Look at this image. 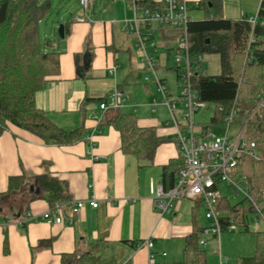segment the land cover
<instances>
[{
	"label": "crops",
	"instance_id": "0c3cea01",
	"mask_svg": "<svg viewBox=\"0 0 264 264\" xmlns=\"http://www.w3.org/2000/svg\"><path fill=\"white\" fill-rule=\"evenodd\" d=\"M188 1L190 5L199 2L191 11H205L201 19L220 6L222 16L236 20L252 15L261 3L259 0L248 4L244 0ZM211 1L216 2V7ZM130 5L133 9L132 0ZM171 30L162 27L155 32L156 41L160 39L166 44L168 58L175 53L177 42ZM130 31L123 29V21L90 18L79 22L76 18L69 24L65 41L59 46L53 41L60 52V68L55 75L47 77L37 94V104L59 127L81 128L84 131L81 140L50 144L13 124L0 135V264H62V254L76 248L87 250L97 242L103 264H152V254L156 264H179L187 236L207 224L200 221L201 205L196 207L195 200L191 206L186 199L180 200L171 214H162L154 205L152 185L161 184L168 189L178 179L175 172L164 180L165 171L168 174L176 171L180 162L178 134L170 123L171 117L162 122L144 113V106L140 110V105L126 112L135 113L140 126L154 127L163 139L150 160L122 149L120 132L108 122V117L118 109L109 107L104 112L100 109L103 100L100 98L105 99L116 84L124 92L126 85L142 84L146 95L139 86L137 99L148 97L152 86L157 88L154 81L145 79L148 71L136 41L138 56L125 47L122 36H129ZM157 55L158 70L162 67L168 73L173 70L178 80L176 66L161 64L159 46ZM112 65L117 66L115 75L109 73ZM161 77L169 86L170 99L179 100V95L174 96L171 91L168 77ZM178 87L180 93L179 80ZM86 98L91 100L86 103ZM127 100L126 95L125 103ZM158 106H154L155 111ZM88 136L93 137L92 141ZM43 175L65 184L68 199L58 203L63 204L64 222L49 224L32 219L22 225L19 220L29 214L40 215L51 206L44 197L47 190L40 183ZM93 199L98 202L97 207L89 204ZM78 200L85 201V205L74 213L73 203ZM70 218L74 219L73 223ZM148 239L153 241L151 248L144 245ZM46 240L51 244L39 246ZM218 247L215 239L201 247L210 249L207 264H240V259L248 256L240 241L234 247L240 254L225 261L221 246L220 252Z\"/></svg>",
	"mask_w": 264,
	"mask_h": 264
},
{
	"label": "trees",
	"instance_id": "16d2710c",
	"mask_svg": "<svg viewBox=\"0 0 264 264\" xmlns=\"http://www.w3.org/2000/svg\"><path fill=\"white\" fill-rule=\"evenodd\" d=\"M137 2L152 9L165 7V0ZM211 2L216 7V2ZM52 7L53 0H0V135L13 124L41 137L46 143L72 144L83 138L84 131L59 127L37 104V94L47 77L55 75L60 68V52L53 46L52 39L43 38L40 26ZM219 7L210 11L206 18L192 19L188 24L192 53L212 51L220 52L222 56V73L204 75L199 66L193 75L194 87L204 102L217 106L211 122H225L224 112H228L235 102L239 108L235 121L243 124L248 120L244 140L255 153L240 154L236 173L264 211V108L253 112L260 96H264V0H261L259 23L255 27L248 21L249 15L237 20L225 18ZM70 23H64L65 34ZM166 28H171L175 37H179L178 28L163 26V30ZM252 32L254 41L250 43ZM90 100L86 98L84 102ZM220 107L225 110L221 111ZM108 122L120 132L124 151L137 157L154 158L163 141L154 127L140 126L135 113L119 109L108 117ZM252 143L255 144L253 147ZM179 166L180 162L176 171L169 174L166 170L164 180L168 175L173 177ZM40 183L47 190L44 197L51 206L68 199L62 181L43 175ZM244 202H248L245 197L231 205L230 200L224 198L220 203L224 214L221 221L225 225V219L232 218L238 226L244 227L245 232H250V215L255 214L256 209ZM195 203L196 207L200 205L197 200ZM255 234V253L242 257L240 264H264V229ZM199 238V229L187 236L183 260L179 264H207L208 254L200 247ZM48 244H51L50 240L41 241L39 246ZM98 246L97 242L87 250L76 248L64 253L62 264H103Z\"/></svg>",
	"mask_w": 264,
	"mask_h": 264
},
{
	"label": "built area",
	"instance_id": "2783aa9c",
	"mask_svg": "<svg viewBox=\"0 0 264 264\" xmlns=\"http://www.w3.org/2000/svg\"><path fill=\"white\" fill-rule=\"evenodd\" d=\"M81 6L87 10L93 0H80ZM134 15L131 19L123 21L125 31H133L136 35V46L141 52V60L148 73L145 76L147 81H154L158 91L161 93V101L155 100L153 105L163 104L170 113V123L174 125L178 134L180 149V166L178 170V179L175 185L165 189L163 185H152L153 202L162 214H171L180 200L189 198L199 201L201 206L207 209L206 219L208 223L199 229V245L206 247L210 239H215L218 243V252H220L221 235L224 231L233 232L239 226L234 219H225L224 225L221 221L224 214L220 208V203L224 198H228L222 191L221 185L227 187L233 193L244 194L249 204L256 209L255 225L259 226L260 221L264 223V211L255 200L249 195L243 186L240 177L236 173L239 166V156L245 152L255 153L244 140L245 128L248 120L243 124H238L235 119L238 116L239 108L235 104L225 113V124L227 131L224 135H217L205 127L199 134L194 131V115L196 111L204 106V101L194 87V71L201 66L203 60L202 53H192L191 40L188 30V24L192 20L190 14L191 8L199 6V2L190 5L188 0H165L163 9H152L144 6L142 15H139L138 2L132 0ZM90 20L87 13L84 16H78L77 21L84 22ZM248 21L255 27L259 23L258 12L249 15ZM141 22L143 27H141ZM263 24V22H261ZM163 26H172L180 30L175 46V59L177 62L176 71L180 83L179 100L170 99V90L167 82L158 73V45L155 32ZM254 41L253 32L251 33L250 43ZM116 65L109 67V73L115 75ZM126 101L124 90L115 87L110 90L106 98L100 103L101 111H106L109 107L120 109ZM264 108V96H260L258 103L253 110ZM136 110V108H135ZM221 111L225 109L220 107ZM94 118L99 121L98 115ZM250 118V117H249ZM248 118V119H249ZM183 120V123L180 122ZM237 123V139H233L229 134L230 126ZM92 141L93 137L88 136ZM255 144L252 143L253 147ZM93 207L98 206V202L93 199L88 201ZM74 213L84 207L85 201L78 200L73 203ZM63 204H55L43 211L40 215L29 214L24 219L19 220L20 224H25L32 219H42L49 224L64 222ZM74 222L73 218L69 219ZM148 248L153 246L152 239L144 242ZM152 264H156L153 254L151 255Z\"/></svg>",
	"mask_w": 264,
	"mask_h": 264
},
{
	"label": "rangeland",
	"instance_id": "374dc122",
	"mask_svg": "<svg viewBox=\"0 0 264 264\" xmlns=\"http://www.w3.org/2000/svg\"><path fill=\"white\" fill-rule=\"evenodd\" d=\"M43 1V0H42ZM246 4L249 3L251 0H244ZM261 0H259L260 2ZM124 3H126L124 5ZM257 7L255 10H253V14H256L258 12ZM139 9V15H142V9L143 6L139 3L138 5ZM85 13L88 14L89 18L93 19H101L105 21L110 22H118V21H125L127 19H131L133 17V9L130 5V0H93L91 3V6L89 9L85 10L81 6L80 0H53V7L50 12V15L41 21V31L43 34L44 39H52L55 41V44L59 46L61 43L65 41V36H60V26L64 24L67 21H72L76 19L78 16H84ZM190 14L193 19H201L205 16V11L203 10H196V11H190ZM89 21V20H87ZM141 27H143V23L141 22ZM130 35L127 36L124 34L122 38L125 40V47L131 48L132 52L136 56H138V50L135 48V41H136V35L133 33V31H130ZM157 45L159 46V52L161 54V64L167 65L169 67H173L177 65L176 59H175V53H172L170 57L168 58L166 55V44L162 40L157 41ZM203 60L201 61V67L200 70L204 75H218L222 73V56L220 52H212V51H202ZM139 62V61H138ZM157 73L160 76H167L169 80V84L171 86V91L174 96L179 95V87H178V80L176 77L175 71L171 70V73L166 72L165 67H162L160 70L157 71ZM141 86L143 89V94L146 95L145 89L142 84H131L125 86V94L128 98V103H124V105L121 107V110L123 112H129L132 110L131 108L136 105L141 108L144 106V113H147L149 116H154L155 118H158L160 121L164 122L167 119H170V113L168 112L167 107L163 104H159L156 111L154 110L153 102L154 99H157L161 101L162 95L157 90L156 86H152V92L150 95L144 99H137L135 98V95H137L138 88ZM131 106V107H130ZM217 109V106L215 103H208L205 102L204 106L199 108L195 115H194V131L196 134H199L204 127L208 126L209 131L211 133H215L217 135H224L227 131V125L222 123H214L211 122V117L215 114ZM180 122L183 123V120L180 119ZM239 129V126L237 123H233L230 126L229 134L233 139L230 138L233 142L237 139V131ZM221 189L223 192L226 193V196L230 200L231 205H235L242 201L244 199V194L237 195L236 193L231 192L227 189L226 186L221 185ZM186 198V202L191 206V202L194 203L193 199ZM244 205H248V202H244ZM206 212L207 209L205 206H200L198 209V215L200 218V221L202 223H208V220L206 219ZM256 214L250 215V223H249V229L250 232H245L244 227L239 226L235 231L228 232L224 231L223 235L221 236V253L223 261L229 259L230 257H233L238 253L239 249H236L234 251V247L240 244L244 247V253H247L248 256H252L255 253L256 250V234L255 231L263 230L264 229V223L260 221L259 226L255 225V219ZM201 223V224H202ZM238 243H234L236 241ZM208 256L210 255V249L207 250ZM230 261V260H229ZM228 261V262H229ZM232 263H235V260L231 261ZM230 263V262H229Z\"/></svg>",
	"mask_w": 264,
	"mask_h": 264
},
{
	"label": "water",
	"instance_id": "95a60500",
	"mask_svg": "<svg viewBox=\"0 0 264 264\" xmlns=\"http://www.w3.org/2000/svg\"><path fill=\"white\" fill-rule=\"evenodd\" d=\"M59 32H60V36H61V37H64V36H65V32H64V24H62V25L60 26Z\"/></svg>",
	"mask_w": 264,
	"mask_h": 264
}]
</instances>
